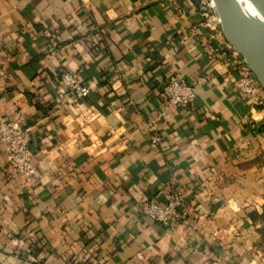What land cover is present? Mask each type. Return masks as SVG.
Segmentation results:
<instances>
[{"label":"crops","instance_id":"0c3cea01","mask_svg":"<svg viewBox=\"0 0 264 264\" xmlns=\"http://www.w3.org/2000/svg\"><path fill=\"white\" fill-rule=\"evenodd\" d=\"M198 0H0V117L31 128L35 181L0 146V264H264V105ZM90 88L78 104L59 74ZM194 103L146 123L173 75ZM185 204L159 224L142 205Z\"/></svg>","mask_w":264,"mask_h":264},{"label":"built area","instance_id":"2783aa9c","mask_svg":"<svg viewBox=\"0 0 264 264\" xmlns=\"http://www.w3.org/2000/svg\"><path fill=\"white\" fill-rule=\"evenodd\" d=\"M198 11L202 24L209 29H216L220 25L219 17L212 0H198ZM237 59V77L235 86L242 99H253L256 105H264V93L254 75L248 69L245 61L235 53ZM63 90L78 104L90 94V88L81 83L75 73L62 71L59 74ZM166 100L158 116L146 123V131L151 146H158L162 137L159 133L158 122L165 118L169 109L188 107L194 103L196 94L193 85L187 82L182 75L169 77L163 89ZM31 128L23 127L16 122L6 121L0 117V146L2 147L7 166L12 174L23 179L30 187L35 181L36 167L34 153L29 148ZM185 204L183 195L174 190L165 197L163 206L154 201H147L142 205V214L152 221L167 225L171 218L185 220V215L179 209Z\"/></svg>","mask_w":264,"mask_h":264},{"label":"water","instance_id":"95a60500","mask_svg":"<svg viewBox=\"0 0 264 264\" xmlns=\"http://www.w3.org/2000/svg\"><path fill=\"white\" fill-rule=\"evenodd\" d=\"M230 47L245 61L264 93V0H250L257 16L238 0H212Z\"/></svg>","mask_w":264,"mask_h":264},{"label":"bare ground","instance_id":"6f19581e","mask_svg":"<svg viewBox=\"0 0 264 264\" xmlns=\"http://www.w3.org/2000/svg\"><path fill=\"white\" fill-rule=\"evenodd\" d=\"M243 9L251 16H257L254 6L251 4L250 0H238Z\"/></svg>","mask_w":264,"mask_h":264},{"label":"rangeland","instance_id":"374dc122","mask_svg":"<svg viewBox=\"0 0 264 264\" xmlns=\"http://www.w3.org/2000/svg\"><path fill=\"white\" fill-rule=\"evenodd\" d=\"M263 249H264V236H263V241H262Z\"/></svg>","mask_w":264,"mask_h":264}]
</instances>
